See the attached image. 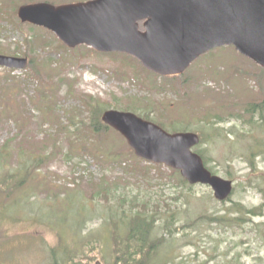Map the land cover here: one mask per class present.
I'll list each match as a JSON object with an SVG mask.
<instances>
[{
	"label": "rangeland",
	"instance_id": "374dc122",
	"mask_svg": "<svg viewBox=\"0 0 264 264\" xmlns=\"http://www.w3.org/2000/svg\"><path fill=\"white\" fill-rule=\"evenodd\" d=\"M1 1L0 53L33 58L39 72L0 66V177L14 173L20 184L9 194L0 191V264H60L71 257L68 264L111 262L112 220L124 235L129 218L120 217L136 211L160 219L152 234L166 240L155 252L156 264H264V206L259 215L247 213L262 202L250 184L249 161L264 171V124L251 126L244 112L264 98V70L223 45L198 56L180 78L163 79L131 58L93 53L85 45L58 49L53 32L16 25L14 6L46 0H0V7ZM136 98L154 103L149 116L167 131L174 121L204 133L193 150L203 153L212 172L233 180L229 201H216L208 186H182L170 168L128 151L117 133L97 138L77 124L89 117L84 99L112 106ZM238 113L245 118L233 116ZM97 140L104 145L96 153ZM216 216L229 219L210 221ZM168 219L173 236L161 226Z\"/></svg>",
	"mask_w": 264,
	"mask_h": 264
},
{
	"label": "water",
	"instance_id": "95a60500",
	"mask_svg": "<svg viewBox=\"0 0 264 264\" xmlns=\"http://www.w3.org/2000/svg\"><path fill=\"white\" fill-rule=\"evenodd\" d=\"M21 21L50 29L67 45L133 55L160 75H177L201 53L223 45L264 68V0H92L54 6L39 2L18 8ZM146 19L144 30L139 21ZM27 58L0 54V66L25 68ZM102 120L119 131L136 155L179 169L190 182L209 184L217 199L231 180L213 175L191 147L192 132L168 133L132 112L106 110Z\"/></svg>",
	"mask_w": 264,
	"mask_h": 264
},
{
	"label": "trees",
	"instance_id": "16d2710c",
	"mask_svg": "<svg viewBox=\"0 0 264 264\" xmlns=\"http://www.w3.org/2000/svg\"><path fill=\"white\" fill-rule=\"evenodd\" d=\"M14 11H16V9H14ZM17 26L19 27V25ZM31 66L32 68H34V70L37 73L39 72L38 69L36 70V68H39V63H37L33 58L31 62ZM262 70H264V68H262ZM107 103H112V102L108 100L101 102L98 100H94L93 103L91 101H86L89 110V117L87 120L79 119L77 121V124L89 129L97 138H101V137L107 138L110 135L109 131L111 130V128L106 124H104L100 118L102 112L107 107H109L107 106ZM120 105H122L124 108L130 107V103L127 104L117 103V104H113L112 106L121 107ZM146 111L151 112L152 108L150 106H147L145 112ZM244 112L250 113L249 118L246 121L251 126L253 123L264 124V98L262 101L260 100L258 102H253L248 104L246 108H244ZM233 116L239 119L245 118V115L243 113L234 114ZM144 117L150 118L149 113H144ZM173 125H174V121H172V126ZM176 129L177 128H174L173 130ZM181 130H186V129L181 128ZM199 134L201 136L204 135L203 132H200ZM101 145H104L102 141L100 142V146ZM255 145H260V144L259 142H257L255 143ZM94 148L97 149L98 146L95 145ZM105 148L111 149L109 146H107V144H105ZM127 150L132 152L130 148H128ZM263 153H264V145H262V154ZM249 164H250L251 172L254 175V177L251 178L250 180V184L252 185L254 183L252 187L257 188L262 196V203L255 210H250L248 212L251 215L256 216L259 215L258 213H260L257 211V209L260 210L264 206V171L261 172L258 171L254 158H251ZM16 172L18 173V171ZM28 173L29 171H26L25 175L20 177V180L23 182L26 181ZM9 178H15V185L9 186ZM181 180L184 185L187 184L186 180H184L183 178H181ZM18 185L20 184L18 183V180H16V174L14 173L5 172L0 177V191L9 190L7 193L9 194L13 189L17 188ZM102 191H104L103 194L107 196L110 193V191H112V189L106 187L105 190ZM209 219L210 221H215V220L227 219V217L218 216L217 218H209ZM144 220L145 219H139L138 215H135V217L131 220V229L123 236L124 240H121V235L116 229L113 230L111 244L113 246L114 258L113 261L106 262L105 264H152L151 259L153 257V254L155 253L156 248H158V246L162 243L163 239L161 237H157V238L152 237L151 230L149 229V227L145 226L142 222ZM236 220L240 221L242 220V218H236Z\"/></svg>",
	"mask_w": 264,
	"mask_h": 264
},
{
	"label": "flooded vegetation",
	"instance_id": "af4514ba",
	"mask_svg": "<svg viewBox=\"0 0 264 264\" xmlns=\"http://www.w3.org/2000/svg\"><path fill=\"white\" fill-rule=\"evenodd\" d=\"M82 1H88V0H71V1L63 2V3H69V2H82Z\"/></svg>",
	"mask_w": 264,
	"mask_h": 264
}]
</instances>
